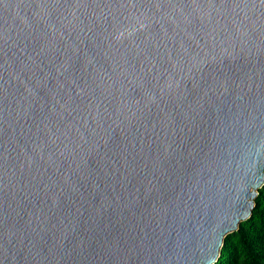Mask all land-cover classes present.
Segmentation results:
<instances>
[{"label": "water", "instance_id": "1", "mask_svg": "<svg viewBox=\"0 0 264 264\" xmlns=\"http://www.w3.org/2000/svg\"><path fill=\"white\" fill-rule=\"evenodd\" d=\"M264 187V0H0V264H216Z\"/></svg>", "mask_w": 264, "mask_h": 264}, {"label": "trees", "instance_id": "2", "mask_svg": "<svg viewBox=\"0 0 264 264\" xmlns=\"http://www.w3.org/2000/svg\"><path fill=\"white\" fill-rule=\"evenodd\" d=\"M262 208L257 210L250 222L240 228L231 238L229 250L223 251L220 264H238L239 257L243 251L245 254L244 264H264V257L256 252L255 247L260 242L259 235H264V194L261 196Z\"/></svg>", "mask_w": 264, "mask_h": 264}, {"label": "rangeland", "instance_id": "3", "mask_svg": "<svg viewBox=\"0 0 264 264\" xmlns=\"http://www.w3.org/2000/svg\"><path fill=\"white\" fill-rule=\"evenodd\" d=\"M263 194H264V187L259 191V196H258V198H257L256 201H255V209H254L253 213H255L257 210H260V209L262 208V205H261V203H262V202H261V201H262V200H261V196H262ZM253 217H254V214L252 215V217H251L249 220H247L246 222H244V223L241 225L240 228H242L245 224H247L248 222H250L251 219H252ZM235 233H236V232H235ZM235 233L229 235L228 238L226 239V241H225V245H224L223 250H222V252H221V256H220V258H219V260H218V262H217L216 264H220L222 260H226L225 257H223V251H224L225 249H228V250H229V246H230L231 238H232V236H233ZM259 237H260V242L257 243V245H256V247H255V250H256V252H258L261 256L264 257V235H259ZM232 246H233V244L230 246V248H232ZM237 258H239V261H238L239 263H238V264H244L245 260H244L243 258H245V254H244L243 251L241 252L240 256L237 257Z\"/></svg>", "mask_w": 264, "mask_h": 264}]
</instances>
